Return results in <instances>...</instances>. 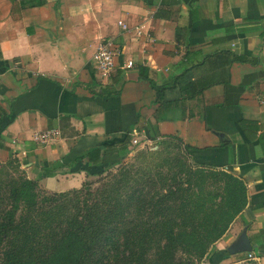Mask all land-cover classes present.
Here are the masks:
<instances>
[{
	"label": "crops",
	"instance_id": "0c3cea01",
	"mask_svg": "<svg viewBox=\"0 0 264 264\" xmlns=\"http://www.w3.org/2000/svg\"><path fill=\"white\" fill-rule=\"evenodd\" d=\"M20 1L0 0V163L11 151L44 189L79 188L116 151L100 165L75 156L134 131L145 137L138 117L151 120L158 108L150 82L133 69L117 94H109V74L130 60L171 84L181 74L172 55L193 49L202 64L184 79L215 82L192 99L182 100L178 86L165 90L161 101L170 104L159 107L158 131L189 145L196 162L244 182L248 201L234 226L243 224L253 248L257 233L264 242V0H46L18 11ZM105 41L116 52L107 76L92 58ZM221 55L227 63L214 68ZM52 166V175L38 177ZM247 255L264 264L263 246Z\"/></svg>",
	"mask_w": 264,
	"mask_h": 264
},
{
	"label": "trees",
	"instance_id": "16d2710c",
	"mask_svg": "<svg viewBox=\"0 0 264 264\" xmlns=\"http://www.w3.org/2000/svg\"><path fill=\"white\" fill-rule=\"evenodd\" d=\"M45 2L21 0L18 11ZM222 52L228 51H217L219 54ZM231 59L241 60L234 53ZM226 63L227 57L223 55L211 61L214 68ZM171 64L181 74L173 76V83L163 85L151 76L146 65L116 68L109 74L112 82L109 94L121 91L126 73L133 69L137 78L150 82L158 103L152 119L138 117L135 129L145 127L148 130L149 139L155 141L156 152L160 140L175 138L190 153L192 148L178 137L160 135L158 131L159 107L170 104V101H161L163 93L178 86L184 94L182 100L192 99L202 94L208 82H215V79L204 78L196 82L184 79L185 72L202 64L199 51H178L172 55ZM5 115L6 111L0 106L1 148L4 147L1 122ZM131 140L132 135L126 134L119 142L93 147L75 156L74 161L86 158L92 165H100L103 154L110 151H116L119 159L118 167L112 169L114 171L106 172L105 177L98 176L95 181H85L79 188L62 192L41 191L37 180L26 175L9 187L0 186V249L4 250L0 264H197L191 257L202 258L240 212L238 208L234 209L235 195L227 189L229 200L225 210L222 206L218 212L205 210L199 205L201 200L194 201L193 208L186 210L185 206L193 204V178L204 180L210 177L217 181L221 179L217 176L219 173L206 172L213 167L196 162L190 153L197 164L195 169H191L184 179L170 178L169 183L158 191V181H163L164 177L155 178L150 167L142 174L136 165L127 166ZM9 161L17 162L11 158V151ZM5 163H0V169ZM53 172V166L42 167L38 177L49 176ZM170 211L181 214L174 216ZM178 218L189 224V229H181ZM255 238L253 251L259 246L264 247L259 233ZM183 254L191 257L184 258ZM233 256V264L254 263L247 253Z\"/></svg>",
	"mask_w": 264,
	"mask_h": 264
},
{
	"label": "rangeland",
	"instance_id": "374dc122",
	"mask_svg": "<svg viewBox=\"0 0 264 264\" xmlns=\"http://www.w3.org/2000/svg\"><path fill=\"white\" fill-rule=\"evenodd\" d=\"M199 109L200 105L197 107V110ZM137 137V142H130V145L128 146L130 151L127 155L129 157L127 166L136 165L137 168L139 167L142 174L150 167L152 168L151 173L154 174L155 178L157 176L159 178L164 177L163 181H158V186H160L158 191L162 190L165 185L169 183L170 178L173 177L177 181L179 179H184L188 172L191 169H195L197 166V164L192 160L189 151L185 150L182 143L175 138L160 140V147L156 152L154 151L157 149L155 147V141L149 139V134L145 137ZM115 156V152H111L97 173L89 176L86 181H95L98 179V176L103 175L102 177H105L106 172L111 171L112 169L115 170L119 165V159ZM211 171L219 173L217 176L221 179L216 181L212 180L210 177H206L204 180H200L191 176L192 178L194 177L191 187V199L193 204L191 203L185 206V209H192L194 201L201 200L199 205L205 210H209L210 212L215 210L218 212L220 206H222L223 210H225L228 205L227 201L229 200V197L226 196L228 193L227 189H229L231 193L235 195L234 209L236 207L240 210V212L228 224L227 229L223 232V234H221V236L212 245H210L206 254L202 258L197 259V256L191 257L187 254H183V257H191L197 264H228L229 260L227 259V256L229 254L227 253V247L234 242L243 227V224L234 226V221L238 216L242 215V212L245 209L248 201L246 198L247 192L243 182L240 181L232 172L216 167H213L212 170H206V172ZM25 175L24 170L18 162H6L0 169V186L9 187L12 182H20ZM41 189V191H45L42 186ZM176 212L178 214H174L173 211H170V214L174 216H179L181 214L179 211ZM177 223L181 229H189L187 226L189 224L181 222L179 218L177 219ZM3 255L4 250L0 249V260L3 258ZM57 260L59 259H56V261ZM253 264L256 263L254 262Z\"/></svg>",
	"mask_w": 264,
	"mask_h": 264
},
{
	"label": "built area",
	"instance_id": "2783aa9c",
	"mask_svg": "<svg viewBox=\"0 0 264 264\" xmlns=\"http://www.w3.org/2000/svg\"><path fill=\"white\" fill-rule=\"evenodd\" d=\"M115 56H116V52H115L114 46L112 45L111 41L101 42L97 46L92 58H93V62L96 68L99 70V73L101 75L107 76L110 73L111 69L114 67L116 63ZM132 67L133 65L131 61L128 60L125 63L124 68H132ZM137 135L138 133L134 131L132 133V140L130 142L136 143Z\"/></svg>",
	"mask_w": 264,
	"mask_h": 264
},
{
	"label": "water",
	"instance_id": "95a60500",
	"mask_svg": "<svg viewBox=\"0 0 264 264\" xmlns=\"http://www.w3.org/2000/svg\"><path fill=\"white\" fill-rule=\"evenodd\" d=\"M156 147V146H155ZM253 250V245L251 244L249 237L246 233V228H243L238 237L234 242L227 247V252L230 255L238 253H247Z\"/></svg>",
	"mask_w": 264,
	"mask_h": 264
}]
</instances>
